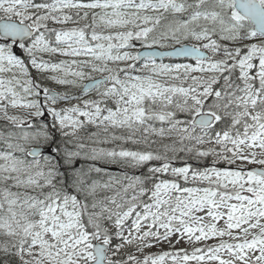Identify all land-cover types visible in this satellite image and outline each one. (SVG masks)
I'll list each match as a JSON object with an SVG mask.
<instances>
[{
    "label": "snow or ice",
    "instance_id": "snow-or-ice-1",
    "mask_svg": "<svg viewBox=\"0 0 264 264\" xmlns=\"http://www.w3.org/2000/svg\"><path fill=\"white\" fill-rule=\"evenodd\" d=\"M0 264H264V0H0Z\"/></svg>",
    "mask_w": 264,
    "mask_h": 264
},
{
    "label": "rangeland",
    "instance_id": "rangeland-1",
    "mask_svg": "<svg viewBox=\"0 0 264 264\" xmlns=\"http://www.w3.org/2000/svg\"><path fill=\"white\" fill-rule=\"evenodd\" d=\"M153 251H155V249H153Z\"/></svg>",
    "mask_w": 264,
    "mask_h": 264
}]
</instances>
